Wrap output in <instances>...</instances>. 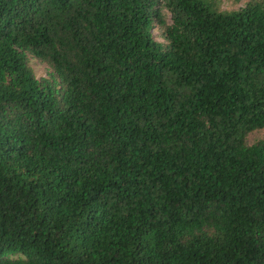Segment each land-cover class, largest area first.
<instances>
[{
    "label": "trees",
    "instance_id": "1",
    "mask_svg": "<svg viewBox=\"0 0 264 264\" xmlns=\"http://www.w3.org/2000/svg\"><path fill=\"white\" fill-rule=\"evenodd\" d=\"M219 1L0 0V264H264V0Z\"/></svg>",
    "mask_w": 264,
    "mask_h": 264
},
{
    "label": "rangeland",
    "instance_id": "2",
    "mask_svg": "<svg viewBox=\"0 0 264 264\" xmlns=\"http://www.w3.org/2000/svg\"><path fill=\"white\" fill-rule=\"evenodd\" d=\"M251 1H255V0H220L219 10L225 12L237 11L243 8L247 3ZM163 16L166 24L167 25L170 24L169 14L166 11H163ZM152 33L156 41L165 43L163 29L159 25L155 26ZM27 61H28V67L30 68L34 77L37 80L49 78L52 70L47 63L34 58L30 54H28L27 56ZM260 140H264V129L250 132L245 138V143L246 145L250 146Z\"/></svg>",
    "mask_w": 264,
    "mask_h": 264
}]
</instances>
